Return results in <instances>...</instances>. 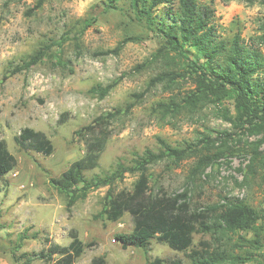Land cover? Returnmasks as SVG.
<instances>
[{
  "label": "rangeland",
  "instance_id": "374dc122",
  "mask_svg": "<svg viewBox=\"0 0 264 264\" xmlns=\"http://www.w3.org/2000/svg\"><path fill=\"white\" fill-rule=\"evenodd\" d=\"M103 1L45 0L37 8L38 0H0V136L18 161L1 181L0 264H56L39 253L50 243L67 246L71 230L89 244L75 264H90L95 256L105 257L107 264H147L156 257L188 261L183 252L157 239H152L149 251L124 248L115 235L133 230L132 216L127 212L112 222L101 215L109 186L91 190L68 208L66 195L51 181L85 155L80 129L118 109L106 125L110 137L99 167L88 171V177L110 173L120 162L131 165L137 154L147 148L158 152L164 143L193 144L201 153L215 154L227 139L224 155L202 174H192L197 157L151 165V189L188 191L193 207L202 209L225 196L259 208L264 203V142L259 146L262 156L255 161L257 172L249 174L248 169L263 134L225 119L227 108L233 112L231 101L183 106V97L194 88L190 77L154 83L164 71L183 74V58L174 53L156 58L159 36L136 19L127 3L107 10ZM200 1L214 7L222 37L239 32L250 44L262 33L264 0H237L239 7H233L232 0ZM37 51H44V58L16 72ZM115 80L118 83L105 96L94 90ZM25 127L45 132L54 152L45 156L21 150L15 136ZM223 131L231 136H222ZM137 177L125 173L115 190H131ZM208 238L196 234L194 242Z\"/></svg>",
  "mask_w": 264,
  "mask_h": 264
},
{
  "label": "trees",
  "instance_id": "16d2710c",
  "mask_svg": "<svg viewBox=\"0 0 264 264\" xmlns=\"http://www.w3.org/2000/svg\"><path fill=\"white\" fill-rule=\"evenodd\" d=\"M121 1L128 4L136 19L145 21L147 28L159 36L161 46L154 55L156 58L174 53L185 62L183 74L164 71L153 78L154 83H176L181 77H190L194 88L183 97V106L198 108L231 101L233 112L227 108L225 119L245 131L263 134L248 165L249 174H255V161L262 156L259 146L264 142V50L261 48L264 23L255 43L249 44L239 32L231 38L219 34L215 9L210 3L200 0H104L103 4L107 10L118 9ZM44 2L38 0L36 7H42ZM44 56V51H37L16 72L29 69ZM117 83L115 80L94 90L105 96ZM161 107L169 109L170 105L161 103ZM119 112L118 109L101 115L80 129V133L84 132L81 135L86 143L85 155L72 162L59 177L52 178L56 188L66 195L68 208L86 198L91 190L109 186L101 215L112 222L120 220L127 212L132 216L133 230L115 235L124 248L135 246L149 251L152 239H157L171 249L183 252L188 259L156 257L147 264H264V203L259 208L245 199L225 196L219 203L202 209L193 207L188 191L172 194L163 188L157 192L151 189V165L164 159L178 164L186 158L197 157L192 174H202L224 155L227 139L215 154L201 153L193 144L177 147L164 143L158 152L147 148L137 154L131 165L120 162L103 176H87L88 171L99 167L110 137L106 125ZM221 135L231 136L227 131ZM15 142L24 151L45 156L54 152V144L48 135L31 127L23 128L15 136ZM17 163L6 140L0 136V192L3 190L2 179L15 169ZM127 172L138 175L132 189L116 191V181ZM196 234L209 238L195 244ZM26 235L23 233L21 238ZM70 237L67 246L50 243L39 253L40 258L56 264H75L89 244L80 239L76 230H71ZM55 256L59 257L55 259ZM90 264H107V261L103 256H95Z\"/></svg>",
  "mask_w": 264,
  "mask_h": 264
},
{
  "label": "clouds",
  "instance_id": "9594fccd",
  "mask_svg": "<svg viewBox=\"0 0 264 264\" xmlns=\"http://www.w3.org/2000/svg\"><path fill=\"white\" fill-rule=\"evenodd\" d=\"M232 5H233V7H239L237 0H232ZM84 7H85V5L83 3H81L80 9L83 10Z\"/></svg>",
  "mask_w": 264,
  "mask_h": 264
}]
</instances>
